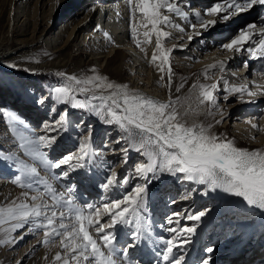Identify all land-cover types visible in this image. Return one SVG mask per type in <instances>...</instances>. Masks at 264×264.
Segmentation results:
<instances>
[{
    "label": "snow or ice",
    "instance_id": "1",
    "mask_svg": "<svg viewBox=\"0 0 264 264\" xmlns=\"http://www.w3.org/2000/svg\"><path fill=\"white\" fill-rule=\"evenodd\" d=\"M181 2L186 4L187 10L181 7ZM128 6L133 21L132 38L137 47L145 51L141 45L151 42V37L155 35V51L150 62L161 73H165V86L171 89L174 75L170 61L172 49L164 46L165 39L171 33L164 28L171 26L180 32H185V29L174 23L169 14L180 17L192 28V33L187 35L188 40L192 41L194 37L202 35L201 30L206 32L218 23L228 22L256 6L264 7V0H213L202 10L193 8L189 0H128ZM137 14L142 21L141 27L149 29L150 26V30L142 33L147 38L145 41L138 38L141 33L134 23ZM190 15L195 17V22L189 19ZM104 36L110 43H114L109 33L105 32ZM221 47L229 52L245 51L252 59L264 58V26L257 28L255 23H249ZM8 66L16 67L14 64ZM208 67L223 70L224 63L220 61ZM92 71L95 72V69ZM57 75L65 77L66 74L60 72ZM165 75H161V81H165ZM66 79L69 84L53 90L56 101L91 112L105 124L118 126L125 134L121 139L129 145L121 149L125 163L130 148L146 158L133 166V176L150 181L157 178V173H168L205 186L204 195L220 190L239 198L246 206L264 212V149L238 147L234 140L213 133L211 124L189 125L182 120L181 113L171 99L167 102L154 100L130 90L127 85L114 84L107 77L98 74L84 78L68 75ZM73 84L77 87L73 88ZM182 87L183 85L176 88V91L179 92ZM198 87L199 104L210 108L216 106L215 90L218 84H201ZM226 91L229 94H240L241 100L245 95H257L247 84L232 85ZM76 92L83 94L85 99H77L74 94ZM46 99L48 98L41 99L39 103L44 104ZM220 122L216 121L217 124ZM69 123L68 112L64 111L51 125L46 123L44 131L58 133L67 130ZM248 123L252 128H258L257 124L251 121ZM8 125L19 140L18 147L25 155L38 161L54 179L68 178L70 171L83 169L93 156L91 130L87 136L81 137L76 153L54 160L47 151L41 149L52 148L57 140L56 135H36L33 129L15 116L8 117ZM17 125L24 130H19ZM0 157L12 159L10 154L4 155L2 152ZM17 162L20 174L12 183L26 191H22L20 197L0 206V233H3L0 245L14 243L17 238L23 239L22 235L17 237L13 233L28 226L27 231L30 233L43 231L42 243L46 246L59 238L58 246L63 251L55 254L53 264H139L130 250L134 251L142 241L151 238L150 226L145 224L144 216L147 184L138 183L121 198L110 199L101 205L80 204L77 202L74 185L58 192L46 177L40 176L36 165L22 160ZM129 182V177L121 180L116 171H111L102 187L107 191ZM40 185L43 186V191L40 190ZM28 190L34 194L30 195ZM46 197H50L51 203ZM206 211H199L185 218L199 222ZM181 216V213H174L167 217V227L161 225L165 231L173 233L171 238L163 240L164 247L156 253L163 264H184L185 257L177 254L178 250L191 243V236L196 233L195 224L179 230L172 226L180 224ZM122 241L124 247L121 250L119 245ZM206 251L212 253L213 248L209 247ZM209 260L210 257L204 259L202 264H209Z\"/></svg>",
    "mask_w": 264,
    "mask_h": 264
},
{
    "label": "rangeland",
    "instance_id": "2",
    "mask_svg": "<svg viewBox=\"0 0 264 264\" xmlns=\"http://www.w3.org/2000/svg\"><path fill=\"white\" fill-rule=\"evenodd\" d=\"M101 1L105 0H0V46L8 50L17 48L20 45V40L32 41L35 33L37 34V32L41 31L48 25L50 27H54V25L58 27L60 24H69L72 18H79V12L81 10L83 11V8ZM254 8L251 9L250 12H253ZM259 12L260 11L257 12V15L260 14ZM23 14L29 16V19L31 20L29 26L22 24L23 19L20 16H23ZM137 17L140 18L139 14ZM233 19H231V22L224 23V26L218 29V32L220 33L218 36L222 38H225V36L231 37L237 29H240L241 26L247 23V21L237 23L236 21H233ZM130 20L132 24L133 21L132 19ZM56 22L57 25L55 24ZM140 22H142L141 18ZM95 27H97V24ZM165 29L166 28H164V30ZM148 30H150V26ZM165 31L170 32V30L167 29ZM104 32L110 34L108 30H105ZM84 33H86V31H83V34ZM100 33L101 31L96 33L93 37L91 36V33L87 38L77 37L74 39V42L70 43L69 47L67 46L68 48H64L55 54L49 52L48 46L45 45L44 47L32 51V53H27L26 51V53L5 57L0 61V108L2 110L0 116L2 121L0 123L3 125V130H0V152L4 153V155L13 154L15 155L14 157L18 156L16 160L13 159L10 164L6 162L7 164L2 167L3 169H7L8 173H10V175L5 178L13 181V179L20 174L19 166L16 162L22 160L27 164L36 165L40 172V176L46 177L51 184L53 183L56 185L60 179H54L51 174H47L46 170L38 161L25 155L18 147L19 140L12 133L8 125V117L15 116L19 118V120L24 121L30 129L35 127L43 129L46 123L51 125L61 113L67 111L68 120L70 122L67 130H61L58 133L35 132L36 135L50 134L56 135L57 137L56 143L52 146L53 148L43 149L42 151H47L49 157L54 160L71 153H76L78 151L81 137L87 136L89 130H91L93 156L83 168L85 172L83 178H72V176L77 175L76 170L79 168L75 171H70L68 178L60 180L62 186H59L57 191H64L66 187L75 185L77 189L79 188L80 193L86 194V190H88L86 195L91 197H85L80 194V196L84 198V200L81 198L84 201L83 204L93 203L101 205L103 202L99 199V197L102 198L98 195V191H101L99 186H102L106 181V177L111 174V171H116L118 178L121 180L124 177L130 178L128 184L117 186V193L114 197L111 196V199L121 198L124 194L131 191V189L138 183L147 184L148 195L144 216L146 217L145 224L150 226L151 238L145 239L134 251L130 250V252H133V258L137 260L139 264H158V262L159 264H163V261L156 253L164 247L163 240L171 238L173 233H161L165 232L164 227L167 226V218L162 221L160 219V222L164 223L155 225V223L159 221L157 214L158 210L161 214L169 213L171 207L173 211L180 210L182 207H175L176 204L172 201H177L178 198L187 195H194L196 196L195 199L198 200L200 193L194 187H199V190L202 192L205 186L185 180L182 177L178 178L177 176L168 173H157V178L150 179V181H145L133 176V166L137 162L145 161L146 158L130 148L127 154V162L125 163V156L121 149L129 147V145L125 140L121 139L125 134L121 132L119 127L116 125L105 124L98 116L91 112L72 108L70 104L56 101V94L53 90L57 87L69 84V81L66 79V76L68 75L84 78L98 74L107 77V79L114 84L127 85L130 90L143 94L154 100L167 102L171 99L176 104L177 110L181 113L182 120L186 121L189 125L193 123L203 124L205 126L211 124V130L213 133L234 140L238 147L249 150L264 149V139L260 140L256 137L257 140L253 141L252 135L250 136L251 128L249 126H247L248 129H246L245 126L241 127V130H238L239 127L234 124V121L232 123L228 121V117L224 114L226 112V107L223 110V107H220V104H218L219 102L224 101L218 99V95L221 92L220 89L215 90V95L217 97L216 106L210 108L208 105L199 104L198 86L201 84H213V77L215 75L213 68H205L207 71L212 72L211 74L207 73L206 70L203 71V68L194 69V67H190L191 65L183 69L176 63L175 67H172L176 69V72L173 71L172 86L171 89H169L165 86L167 80L165 73H161L158 68L150 62L156 44V38L155 35H153L151 37V42L143 43L141 46L145 49L143 53L146 56H150V66L157 68L156 72L153 74L152 71H146L148 75H145V77H150L149 84L151 86L154 85L153 79L156 78V74L165 75V81L160 82V87L164 89V94L160 99L157 95L153 96L152 94L147 93L146 90H150L149 88L141 86L146 79H143V75L140 76V74H136L135 69H133L135 64H133L134 62L130 55L123 49H117V43L114 39H112L114 43L107 42L106 45H102V38L96 36ZM223 35L225 36L223 37ZM17 40L20 42L17 43ZM165 40L166 43L164 42V46L166 48H168L167 44L173 46L171 47L172 51L170 55L175 54L179 47H176L174 35L171 34ZM82 43L90 44V50H92L93 54L90 55V53H87L86 51L82 52L81 49L77 50ZM105 54H109L110 57L105 59L103 65H101L97 60V56ZM185 57L188 56L185 55ZM190 58L191 56L188 57V61H190ZM218 62L220 61H216L212 65L217 64ZM158 63L159 61H157V64ZM10 64H14L16 67L11 68L8 66ZM106 65L112 66V68H116L117 71H120V78L116 79L118 75L106 74L104 72ZM93 69H95V72L92 71ZM60 72L65 73V77L57 75V73ZM149 84L146 86L148 87ZM181 85H183V87L177 92L176 88H179ZM194 85L197 87H193ZM72 87L76 88L77 86L73 84ZM152 89L154 90V86H152ZM74 94L77 99H85L83 94H79L78 92ZM46 97L48 99L45 100L44 104L39 103L41 99ZM233 101L235 104L230 112L237 108H245L249 104L247 105L244 102L253 100H246V98L241 100L238 96ZM96 103H99V101H96ZM53 108H55V111H53ZM259 112L260 117L262 116L263 118L264 111L259 110ZM185 113H187V115H185ZM217 120H220L221 122L217 124ZM17 127L21 131L24 130L20 125H17ZM261 136L264 137V132ZM118 140L120 143H116ZM7 142H13V144L9 145ZM107 153L111 154L107 155ZM0 159L3 158L0 157ZM94 169L97 170V173L94 172ZM56 171L59 172V170ZM149 176L151 177V174H149ZM94 177H97L98 180L96 178L94 179ZM92 178L96 182V195H94V197L92 196L91 190H89V187L86 185V183L92 180ZM13 187L16 189L14 192L3 191L0 189V206L20 197L21 192L26 191V189H21L15 184ZM39 187L41 191L44 190L42 185ZM74 190H76V188H74ZM28 191L30 192V195L34 194L30 190ZM79 192L76 190L77 194H79ZM100 194L103 195V192L101 191ZM48 199L51 203L50 197H48ZM216 200L217 196L215 199H212L209 204H204L205 206L201 207L200 210H197L198 207L196 209L195 207L190 209L187 207L186 214L182 213V211L177 212L182 214V216L179 217L180 224L172 225L173 227H177L179 230V228L184 226L191 227L194 224L196 225V233L191 236V243L183 245L185 247L182 246L177 254L185 255L186 250L191 244L195 245V238L200 236V240L202 239L206 242L204 244V242L201 241L202 244L199 243V245L195 247L194 256H197V258H195L194 261L198 260L199 263H202L204 259H208L209 257L211 258L209 264H236L238 261V263H242L244 259L243 257L245 256L254 258L255 260L260 258L256 256L254 252L257 250H264V212L246 206L239 198L231 195L226 198L220 207L219 212L212 219L213 230L216 231V234L214 233L215 236L213 237V241L209 242V237L204 239V235H202L204 233H200L202 230V224L207 220L210 214V205L212 202H216ZM28 202L30 203L31 201L29 200ZM194 203L195 201H193V204ZM204 210H207L206 215L202 217L199 222L188 221L185 218L187 215L195 214ZM173 211H171L172 214ZM165 216H167V214L164 215V217ZM161 225L164 227H161ZM27 227L28 226H25V228L19 229L16 233H13V235L17 237L22 235L23 239L17 238L14 243L0 245V264H53L55 254L58 251H63L58 246L59 238H56L55 243L46 246L42 243L43 231L38 230L34 233H30L27 231ZM221 232L223 238L221 237L220 239L219 235ZM2 238L3 233H0V239ZM125 240H127V238H125ZM158 241L162 244H159ZM127 242H130V240ZM144 243L149 246H145L144 248ZM34 244L39 245L36 253L45 247L46 252L42 257H34V259H32L33 257L29 258ZM260 244H262L263 247H260ZM256 246L258 247L256 248ZM123 247L124 241L119 245L121 250ZM209 247L213 248L212 253L206 251ZM148 250L150 252L153 251L151 252L152 254L145 255V251ZM239 250H241L242 253L238 252ZM232 254L234 255L229 262V257ZM145 258L150 260L147 262ZM184 264H186L185 260Z\"/></svg>",
    "mask_w": 264,
    "mask_h": 264
},
{
    "label": "bare ground",
    "instance_id": "3",
    "mask_svg": "<svg viewBox=\"0 0 264 264\" xmlns=\"http://www.w3.org/2000/svg\"><path fill=\"white\" fill-rule=\"evenodd\" d=\"M212 2L213 0H189V3L193 8L201 9V10L204 7L210 5ZM181 7H185L186 8L185 10H187V6L184 2H181ZM258 11H260L259 12L260 14L257 15ZM169 15L171 16L174 23L179 24L185 29V32H180L177 28H174L171 26L165 27L167 30H170L171 34L174 35L176 47L177 48L179 47V49L176 50L177 52L175 54L170 55L171 67H175V64L177 63L179 64V67L183 69L191 65L190 67H194V69L203 68V71H204L206 70L205 68H207L209 65H212L214 62L222 61L224 63L223 70H221L219 67L213 68L214 73H215L213 77L214 78L213 83L218 84V88L216 90H219V89L221 90L220 94L218 95V99L224 100V101L219 102L218 104H220V107H223L222 108L223 110L226 107V112L224 113L225 116L228 117L229 119L228 121L230 123L234 121V124L237 127H239L238 130H241V127H245V126H246V129H248L247 126H249L251 128L250 136L252 135L253 141L257 140V138L260 140L264 139V137L261 136L264 132V117L263 118L262 116L260 117V112H259V110L264 111V94H262L264 93V58L252 59L250 55L245 51L229 52L221 47L223 43L220 44V38L222 37L218 36V34H220L218 32V29L222 28V26H224L223 25L224 23L226 24L228 22H231L232 20L228 22L218 23L214 28H210L206 32L201 30L202 35L196 36L194 37L192 41H189L187 38V35L192 33L193 31L192 28L189 27V25L180 17L175 16L174 14H169ZM20 17L23 19L22 20L23 25L24 24L28 26L30 25L31 20L29 19L28 15L23 14V16H20ZM233 18H232L233 21H236L237 23H241L242 21H248L250 19V21L245 23L243 26H241L240 29L249 23H255L257 25V28L262 27L264 26V7L256 6L253 12L248 11L245 13H241ZM130 19H131V13H130V9L128 6V0H105L101 2H96L95 4H90L88 7L83 8V11L81 10L79 12V18H72L69 24H60L58 27H56L55 25L54 27L53 26L50 27L48 25L47 27L39 31L40 34L39 32H37V34L35 33V36L33 37L32 41L20 40L21 41L20 42L19 40H17V43L20 42L19 43L20 45L17 48L8 50L0 46V61H2V59L5 57H10L12 55L15 56L18 54L26 53V51L27 53L29 52L32 53V51H35L38 48L44 47L45 45L48 46L49 52H52L53 54H55L63 50L64 48H68L70 43L74 42L75 38L77 37L87 38L90 35V33H91V36L93 37L96 33L100 31L101 33L96 36L102 38V41H103L102 45H106L107 42L109 41L105 38L104 31L108 30L110 32L109 35L117 43V49H123L124 51H126L127 54L130 55L132 61L134 62L133 64H135V67L133 69H135L136 74H140V76L143 75L144 76L143 79H146L147 82L144 81L141 84V86L144 88H149L150 90H146L147 93L152 94L153 96L157 95V97L161 99L164 94V89L160 87L161 75L156 74V78L153 79V82H154L153 83L154 85H152L154 86V90H153L152 86L149 84L150 77L149 78L145 77V75H148L146 71H152V74L155 73L157 68L154 66L152 67L150 66V62H149L150 56H146L143 53V51H141V48L137 47L134 39L131 38L132 35H131V20ZM189 19L190 20L193 19L192 21H195L194 20L195 17L192 15H190ZM134 23L137 25L138 32L141 33V35L138 36V38L141 39L142 41H145L147 38H145L142 35V33L144 31H147L148 29H145L140 26L142 22H140V18L138 17H136V20L134 21ZM55 24L57 25V22ZM96 24H97V27H95ZM238 30L239 29H237V31L231 37H234L238 33ZM83 31H86V33L83 34ZM92 32H96V33H92ZM224 36L225 35H223V37ZM229 38H227L224 41V43L228 42ZM96 41H99V40H96ZM165 43H166V40H165ZM167 46L168 48L173 47L171 44H167ZM245 47H247V45ZM90 48H91L90 44L82 43L77 48V50L81 49L82 52L86 51L87 53H90L91 55L93 53H92V50H90ZM185 55H187L188 57L191 56L190 61H188L189 59L188 57H185ZM109 57H110L109 54L99 55L97 56V60L99 61L101 65H103V62L105 61V59ZM172 69L174 72H176L175 68H172ZM104 72L109 75L110 74L118 75L116 79L120 78L119 77L120 71H117L116 68H112V66L106 65ZM207 73L212 74V72L210 71H207ZM147 84H149L148 87L146 86ZM241 84H247L249 89L253 92H256L257 95L253 97H249L247 95L244 96L246 100L252 99L253 101L244 102L247 105L248 104L249 105L246 106L245 108H237L234 111L230 112L235 104L233 100L238 96L240 97V94H229L226 91V89L232 85L239 86ZM250 104H253V105H250ZM1 112L2 110L0 108V116L2 114ZM1 121L2 120L0 119V122ZM249 121L257 124L258 128H252L251 125L248 123ZM2 126L3 125L0 123V130H3ZM33 130L35 132H39V131L45 132L44 128L42 129L39 127L37 128L35 127L33 128ZM8 141H11V140H8ZM7 143H9V145L13 144V142H7ZM108 154L110 155L111 153H107V155ZM11 156H12V159H9L6 161L4 159H0V189L3 191H8V192H14L16 189L15 187H13L14 184L12 183V181L5 178V177H8L10 173H8L7 169H3L2 166L6 165L7 163L10 164L13 159L16 160V158L18 157V156L14 157L15 155L13 154ZM16 164L20 167L18 162H16ZM76 172H77L76 173L77 175L72 176V178L73 177H76V179H79V177L83 178L84 173H85L84 169L79 168L76 170ZM60 180L56 183V185L52 183L53 187L57 189L59 186H62V182ZM86 185L89 187V190H91L92 196L94 197V195H96V190H95L96 182L92 178V180L88 181ZM117 190H118L117 186L107 191H105V189L103 191L101 190L103 192V195H100L102 197L101 198L102 202L105 203L111 199V196L114 197L117 193ZM74 192L77 198V202L80 204H83L84 198L80 196L81 193L79 192V194H77L76 190H74ZM215 192H216L217 200L214 203L212 202V204L210 205V209H209L210 214L208 213L209 216L207 220L203 222L202 230L200 233H204L207 227L209 225H212L213 223L212 219L217 215L223 202L229 196V194L223 193L220 190H217ZM187 197H188L187 199L182 197V198H178L177 201H175L176 202L174 203L176 204L175 207L181 206L182 208L180 210L173 211V214L179 211H182L183 213H185L187 207H189L190 209L196 206L197 204L198 206H196L195 209L198 207L197 210H200L201 207L205 206L204 204L206 203L209 204L211 202V200L209 201V200L201 199L200 197L198 198V200H196L195 199L196 196L194 195H187ZM46 199L50 203L48 197H46ZM193 201H195L194 204H193ZM201 241L204 242V244L206 242V241H203L202 239L200 240V236L196 237L195 245L191 244V246L186 250V253L184 255L186 264H202V263H199L198 260L194 261L195 258H197V256L196 257L194 256L195 247H197L199 243H201ZM38 246H39L38 244L37 245L34 244V247L31 250V254L29 255V258L33 257L32 259H34V257H40V256L42 257L45 254L46 252L45 247H43L39 252L36 253V251H38ZM259 246L263 247L262 244H260ZM257 247L258 246H256V248ZM258 251H262L264 253V250H257L254 252V254H257ZM151 252L149 250L145 251V255L152 254ZM238 252L242 253L241 250H239ZM233 255L234 254L230 255L229 262L232 259ZM258 257L260 258L255 260L254 258L245 256L243 257L244 258L243 262L237 263V264L264 263V256H258ZM146 260L148 262L150 259L149 260L146 259Z\"/></svg>",
    "mask_w": 264,
    "mask_h": 264
},
{
    "label": "trees",
    "instance_id": "4",
    "mask_svg": "<svg viewBox=\"0 0 264 264\" xmlns=\"http://www.w3.org/2000/svg\"><path fill=\"white\" fill-rule=\"evenodd\" d=\"M250 12V11H249Z\"/></svg>",
    "mask_w": 264,
    "mask_h": 264
}]
</instances>
